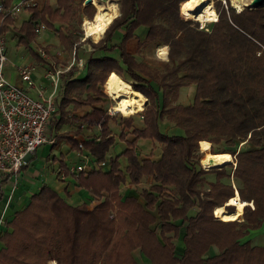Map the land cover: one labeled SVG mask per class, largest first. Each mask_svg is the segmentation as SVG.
<instances>
[{
    "label": "trees",
    "instance_id": "1",
    "mask_svg": "<svg viewBox=\"0 0 264 264\" xmlns=\"http://www.w3.org/2000/svg\"><path fill=\"white\" fill-rule=\"evenodd\" d=\"M12 1L0 0L5 9ZM188 1L120 0V14L91 44L110 51L108 43L114 31L124 26L125 34L117 45L120 60L109 56L86 59L85 76L65 81L58 110L61 121L103 127L99 139L81 142L82 151L78 142H72L77 151L85 150L100 162L115 138L107 126L105 109L95 106L104 99L99 85L112 72L129 79L132 89L140 92L147 103L141 111L144 127L133 130L131 141L124 140L126 149L120 156L127 160L125 172L119 169V156L109 160L107 172L94 169L70 174L61 165L59 169L65 170L66 176L70 174L77 186L98 197V202L91 209L84 203L71 205L50 187H42L7 222L8 229L0 236V264H45L49 259L57 264H138L129 253L135 248L150 264H264V246L241 242L249 229L259 227L264 220V5L244 6L235 12L232 6L226 10L221 0H212L218 18L203 30L180 17L182 9L191 18ZM73 2L56 0L51 6L45 1L39 11L36 6L28 8V19L17 28L19 42L28 47L35 40L34 23L38 20L52 29L53 23L72 19ZM12 23V18H3L0 12V34L5 35ZM141 25L148 27V32L138 42L139 48L147 43L168 46L163 71L137 62L126 50L127 40ZM75 70L67 71L65 79ZM188 85L195 86L193 102L177 104L179 88ZM70 104L74 109L82 105L92 108L83 117H76L70 114ZM123 119L125 126L131 127L132 118ZM162 119L180 133L161 132ZM123 137L120 133L119 138ZM142 138L160 144L158 159L137 156L136 142ZM205 142L210 147L212 143V147L211 151L201 150L204 154L228 152L235 156V189L221 181L229 180L230 174L224 168L204 170L199 165L198 143L200 149ZM207 172L215 173L216 181L206 189L203 184ZM126 175L134 185L144 177L155 182L140 193L144 203L119 192ZM235 191L241 201L247 202L242 220H214L213 209L223 205ZM196 206L197 211L188 215ZM225 209L232 211L233 206ZM110 211L114 212L113 218L109 217ZM176 220L186 222L181 245L176 246L182 252L179 257L172 242L179 237ZM157 221L158 232L151 227ZM210 246H216L218 252L203 259L202 254Z\"/></svg>",
    "mask_w": 264,
    "mask_h": 264
},
{
    "label": "crops",
    "instance_id": "2",
    "mask_svg": "<svg viewBox=\"0 0 264 264\" xmlns=\"http://www.w3.org/2000/svg\"><path fill=\"white\" fill-rule=\"evenodd\" d=\"M16 1V0H14ZM37 3V7L39 8L41 4V0H35ZM26 11V10H24ZM27 16L19 19L17 17V21L15 22L16 26L19 27L21 23L28 19L29 11L27 10ZM119 14L117 13V16ZM116 16V17H117ZM16 28V29H17ZM148 27L141 25L137 27L134 31V36L127 40L126 42V50L128 53L132 54L134 59L137 62H142L147 64L152 70L162 71L164 63L167 60L160 58L159 54H157V49L165 47V45H157L153 44V48H150L149 45L145 46L144 48L138 47V42L143 41L147 35ZM18 36H9V32L5 33V40H6V51L8 56V62L5 66V76L11 82L19 85L20 87L24 88L27 93L33 97L37 98L38 88H43L45 90V94H48L50 91V85L48 80H46L43 75L45 70L47 69L48 65L45 60H43L37 52L38 42L34 41L29 43L28 47L19 42L21 34L18 32ZM125 34V27H120L116 29L111 37L110 42L108 45L112 46L110 51H104L98 48H95L91 45H87L86 43L83 44V52L82 58L84 60L88 58H101L103 56L113 57L117 60H120V51L117 48V45L120 43L123 35ZM22 44L23 46L19 45ZM166 50V49H165ZM167 54V51H165ZM151 57L152 59L156 60L157 63L160 64V67L150 66V60L148 59ZM22 63H30L33 66L32 71V80L35 84V87H28L27 84L21 81L19 73L16 69V66ZM158 64V65H159ZM87 72L86 65L79 70H75L73 72L72 77L67 76V80L65 79L66 74L63 75L62 80L60 82L59 90H58V98H57V107L56 111L54 112L53 116L48 121L46 127V133L48 135L53 136L55 142L53 144H44L39 146L33 155L28 159L26 165L20 171L19 176L17 177V185L14 190H12L13 180L12 176H7L6 178L2 179L0 177V233L6 231L7 222L10 221L12 215L15 211L22 209L30 200V197L37 193L42 187L48 186L57 192L61 197H65L71 205H79L84 203L89 209H91L97 202L98 197L92 195L88 190L85 188L77 186L76 181L71 176H65V178H60L58 176V172H61L59 169L61 165L69 168L78 164L81 160L77 149L73 148L72 142H83L85 140H91L94 138H98L101 135L100 128L97 125H94L90 122H83L80 121L82 127L79 126L75 121L67 122V120L61 121V112L58 110L59 103L63 97V89L65 85V81L73 80V79H80L85 76ZM116 74V72H113ZM111 74V73H110ZM109 74V75H110ZM118 75V74H117ZM119 76V75H118ZM122 80L128 82L130 84L129 79L125 80L121 76H119ZM108 78V77H107ZM65 79V80H64ZM152 85L157 89V85L152 82ZM131 87V85H130ZM187 87V86H186ZM194 89L195 93V86L188 85V90ZM137 92V91H136ZM143 99L145 100L144 105H146L147 100L146 98L138 92ZM159 102H161V93L159 91ZM177 104L181 105H188L182 103L181 100L176 101ZM143 108L135 112L132 115L134 118V123H132L133 128L135 129H142L144 127L143 118L141 116V111ZM95 106H100V104H95ZM91 106L89 105H82L77 107L76 109L73 108V104L69 105L70 114L76 117H83L85 114L91 111ZM164 125V129H161L163 133L168 135H175L180 133V131L175 128L172 123L169 121L162 119L160 120ZM111 122V121H110ZM77 125H76V124ZM108 127L111 131V135L115 138L114 144L111 148L107 151L105 155V160H107L108 166L102 169L103 172H107L110 169L109 160L119 156L118 163L119 169L122 172H125V167L127 165V160L124 156H120V154L126 149L125 141H120L119 134L123 132L125 134V140L131 141L134 139V135H132L131 129L124 128L123 125L116 126L112 123H108ZM69 131V132H68ZM68 132L64 135L63 133ZM132 135V136H131ZM70 137V138H69ZM84 154H87V151H83ZM135 152L139 158H150V159H158L161 154V146L155 140L149 139H138L136 142ZM91 159H94L91 155L87 154ZM60 170V171H59ZM144 177L141 179L139 184H142V180H147ZM129 181L126 175V183ZM124 184V185H125ZM123 186V185H121ZM122 190L120 188V193L123 197L125 196H136L134 189L128 188ZM105 196V193H104ZM0 246L2 243L0 241Z\"/></svg>",
    "mask_w": 264,
    "mask_h": 264
},
{
    "label": "built area",
    "instance_id": "3",
    "mask_svg": "<svg viewBox=\"0 0 264 264\" xmlns=\"http://www.w3.org/2000/svg\"><path fill=\"white\" fill-rule=\"evenodd\" d=\"M221 3L227 10V1L221 0ZM82 4L83 6H87L84 0ZM36 5L35 0H13L9 8L5 9L0 2V12L3 18L9 16L15 20L20 12ZM215 12L216 17L213 21H216L218 18V13L216 10ZM180 13L179 10V15H181ZM198 28L207 30V26L201 24H199ZM44 29H46V26L43 22L38 20L34 23L36 34H39ZM88 38L82 27L81 42H84ZM37 52L47 62L48 67L43 77L48 80L50 91L48 94H45V90L40 87L37 89L38 97L33 98L24 88L6 78L5 66L8 62L6 40L5 35L0 34V177L2 179L7 176L14 178L12 190L17 185V177L21 169L26 165L35 150L39 146L55 142L53 136L46 133V127L48 121L56 111L58 90L63 75L71 68L79 70L85 66V60L76 53V44H74L71 58L66 64H55L44 47H38ZM60 53V51L56 53L57 57H60ZM16 69L21 81L25 82L28 87H35L31 76L33 66L30 63H22L16 66ZM80 126L82 127V124ZM78 146L82 151L83 146L81 142H78ZM81 151H77L81 157L80 162L72 167L65 168L70 174L79 171L87 172L94 169L102 170L108 165L106 161L97 162ZM64 171L61 170L59 172L58 176L60 178H65ZM232 186L235 189L234 183H232Z\"/></svg>",
    "mask_w": 264,
    "mask_h": 264
},
{
    "label": "rangeland",
    "instance_id": "4",
    "mask_svg": "<svg viewBox=\"0 0 264 264\" xmlns=\"http://www.w3.org/2000/svg\"><path fill=\"white\" fill-rule=\"evenodd\" d=\"M45 1H47L51 6H55L56 5L55 4L56 3V0H41V4H40L39 8L37 7L38 5H36V8H37L38 11L42 9V6H43V4H44ZM99 1H104V0H99ZM114 1L117 4V8H118L117 9V13L120 14V4H119L120 0H114ZM249 3H250V0H246L245 5H243L242 8L244 6H246V5H249ZM73 4H74L73 5V8H74L75 16L72 19H70L68 21H65V22H55V23L52 24L53 25V28L52 29L49 28V27H47L45 25L46 26V29L42 30L39 34H37L35 36V40H33V42L34 41H37V42L39 41L37 43L39 45L38 47H44L45 50L49 53L50 58L52 59V61L55 64H58V63L66 64L67 61L70 60L71 53H72V49H73L74 44H76V53L81 57L82 56V52H83L82 47H83V44L84 43H86L87 45H91L93 42H97V40L94 41V38H92V37H89L86 41L81 42L83 19H85V18L91 19L92 18L93 14L95 13L94 6L93 5L83 6L82 0H74ZM188 5H189V1H188ZM212 5H213V3H212ZM229 6H233L235 12H238L237 10H240V9L234 7L232 0H228V7ZM180 8H181V6H180ZM180 10H181V14H182V17L181 18L183 20H187V21L192 22V25H190V26H194V27L197 26V28L199 27V22L194 21L193 19L186 17L185 14H184V12L182 11V9H180ZM191 12H192V8H191ZM26 16H27V12L26 11H22L19 14V19H21L23 17H26ZM15 20L17 21V18ZM16 21H14V23H12V24H9L8 32H9V36L10 37L12 35L19 37V34H16V33L19 32L16 29L17 27H15L16 26V24H15ZM206 24L207 23H205L203 26H205ZM207 28H208V26H207ZM57 30H59V32ZM63 37H65L67 39H63ZM30 43H32V42H30ZM153 44H155V43H147V44L143 45L142 48H144L145 46H148V45H149L150 48H153V46H152ZM19 45L23 46L22 44H19ZM159 45H161V44H159ZM165 47H166L165 49L168 52V46L165 45ZM59 51L61 52L60 53L61 55H60V57H57L58 55H56V53L59 52ZM158 52H159V50L157 49V54H158ZM166 55L167 54L165 53V57L163 58L164 60H167L168 59V55L167 56ZM148 59L150 60V64H149L150 66H154V67H157V68L160 67V64L156 62V60H158V59H152L151 57H149ZM104 83H102V84L99 85V88L101 90L100 92L103 94L102 95V98L104 97L103 101L101 103H99V104H100V106L102 108L105 109L106 113L108 114L107 115L108 118H109L108 123H112V124H114L116 126L123 125L124 128L131 129V132L130 133L132 134L133 130L135 129V128H133V125H132V123L135 122L134 121V118H132V115L133 114H131L130 116H123L120 112H117L115 109H113V106L115 104V101L112 100L108 96L107 91H106L107 94L104 92ZM177 99L178 100H181L182 103H185V104H188L189 103V104H191L193 102V100H194V89L191 88V90H188V86L187 87L186 86L180 87L179 88V91H178V97H177ZM129 117L132 118L131 119V127H126L125 126V121H124L123 118H129ZM76 123L79 124V126L81 124L80 121H76ZM94 125H96V124H94ZM97 126L100 128V131L103 130V127H101L100 124L97 125ZM159 128H160V131H161V129H164V125L162 124L161 121H159ZM68 132L63 133L62 135L66 134ZM121 133H123V132H121ZM119 136H120V134H119ZM125 136L126 135L124 134V137H123L124 139H120L119 138L120 141L121 140L124 141L125 140ZM211 147H212V143H211ZM211 147H210V144L209 143L205 142V143H202L201 148L199 149V143H198V153L200 154L199 165L204 170H212V169L224 168L226 170V172L230 174L229 175V180H228V178H224L221 181L224 182V183H228L231 186H232V183H234L235 187H237L238 186L237 185V181L232 176L233 170H234V168L236 166V158H235L234 155L231 154V156L233 157V161L231 163H229V164H225L223 166L216 167V168H211V169H206V168L203 167V165L201 163V159H202L204 153L201 150H206V149L210 148V151H211ZM227 149H230V147H227ZM103 161H106L107 162V160H105V159ZM204 178L205 179H204L203 186L206 189H207V187L210 184L215 183V181H216V179H215V173H213V172H207V173H205L204 174ZM146 179L147 180H145V179L142 180V184H136V185L130 184L129 181L127 182L128 184H125L126 183L125 182L124 183L125 185L122 184L123 186H120L119 187V191H120V188L122 190H124L123 188H125V189L132 188V189H134V192H135L136 197L138 198V201L140 203H144V200L140 196V193L142 192V190H149V188L153 184H155V182L153 181V179L151 177H148ZM162 194L163 195H167V193L165 191H163ZM64 199H65V197H64ZM225 203L223 205H221V206H224ZM249 204H250V207L252 208V204L251 203H249ZM196 211H197V206L192 211L190 210L189 213H188V215H191L192 216ZM213 211H214V209H213ZM154 213H155V211H154ZM113 216H114V212L113 211H110L109 217L113 218ZM215 216H216V214L213 212V219L214 220H222V221L225 220V219L220 218V217H217V216H216L217 217L216 218ZM236 220H242V215L240 216L239 219H236ZM175 222H176V224L180 225V229L178 231L179 232L178 233L179 234V237H175L174 239H172V242L175 245L174 252L179 257L182 254V252L179 249H177L176 246H180L181 245L180 244V237H181V234L184 232L186 222L185 223H181L179 220L178 221L176 220ZM151 227L152 228H155L157 230V232H158L159 231V228H160V224L157 221ZM126 232H127L126 230L123 231V235L126 234ZM1 235H2V233H0V236ZM244 241H249V243L251 245L264 246V220L262 221V223H261V225L259 227L248 230V232L246 233V235L241 239V242H244ZM217 252H218V249H217L216 246H210L209 249L204 254H202V258L203 259L209 258V256L214 255ZM129 253H130V255L134 258V260L138 264H150L149 259H147L143 255V253L140 251L139 248H135V249L129 251ZM51 261H55V263L57 262L54 259H49V260H47L45 262V264H49Z\"/></svg>",
    "mask_w": 264,
    "mask_h": 264
},
{
    "label": "bare ground",
    "instance_id": "5",
    "mask_svg": "<svg viewBox=\"0 0 264 264\" xmlns=\"http://www.w3.org/2000/svg\"><path fill=\"white\" fill-rule=\"evenodd\" d=\"M234 7L242 10V6L245 5L246 0H232ZM211 0H189V5L192 8L191 19L204 25L207 22H211L216 17L214 7ZM95 8V13L92 19H84L83 28L86 37L94 38V41L98 40L104 33L105 29L117 16V4L114 0H91V3ZM238 10V11H240ZM167 51V50H166ZM161 58L165 57V48L162 47L158 52ZM167 56V55H166ZM106 91L108 96L115 101L113 109L120 112L123 116H130L135 112L140 111L143 108L145 100L136 91H134L130 84L122 80L117 73H111L106 82ZM145 106V105H144ZM233 161V157L228 152L223 153H205L201 159V163L204 168L211 169L229 164ZM225 205H232L233 210L228 211L225 209ZM224 206H216L214 213L217 217L225 220L239 219L243 213V208L247 205L246 201H241L238 192L235 191L234 196L229 198ZM215 216V217H216Z\"/></svg>",
    "mask_w": 264,
    "mask_h": 264
},
{
    "label": "water",
    "instance_id": "6",
    "mask_svg": "<svg viewBox=\"0 0 264 264\" xmlns=\"http://www.w3.org/2000/svg\"><path fill=\"white\" fill-rule=\"evenodd\" d=\"M84 2H85V5H90L91 0H84ZM263 5H264V0H250L249 5H246V6L258 7V6H263ZM225 206H232V205H225Z\"/></svg>",
    "mask_w": 264,
    "mask_h": 264
}]
</instances>
